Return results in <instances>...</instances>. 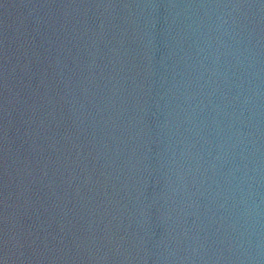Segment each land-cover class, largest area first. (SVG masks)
Segmentation results:
<instances>
[{
  "label": "water",
  "instance_id": "obj_1",
  "mask_svg": "<svg viewBox=\"0 0 264 264\" xmlns=\"http://www.w3.org/2000/svg\"><path fill=\"white\" fill-rule=\"evenodd\" d=\"M0 264H264V0H0Z\"/></svg>",
  "mask_w": 264,
  "mask_h": 264
}]
</instances>
